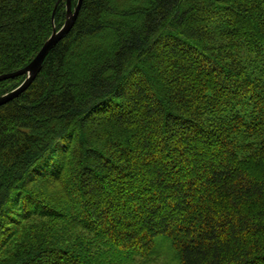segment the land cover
I'll use <instances>...</instances> for the list:
<instances>
[{
    "label": "trees",
    "instance_id": "trees-1",
    "mask_svg": "<svg viewBox=\"0 0 264 264\" xmlns=\"http://www.w3.org/2000/svg\"><path fill=\"white\" fill-rule=\"evenodd\" d=\"M66 14L0 0V75ZM159 236L180 264H264V0H83L0 106V264H131Z\"/></svg>",
    "mask_w": 264,
    "mask_h": 264
},
{
    "label": "water",
    "instance_id": "water-1",
    "mask_svg": "<svg viewBox=\"0 0 264 264\" xmlns=\"http://www.w3.org/2000/svg\"><path fill=\"white\" fill-rule=\"evenodd\" d=\"M82 3L83 0H78L76 6L73 7V0H66L67 14L65 23L59 29L57 27H54L51 36L47 39V41L45 42L39 53L36 55V57L24 68L15 72L0 75V82L9 78L26 75L25 80L18 87L0 96V106L17 98L35 80L37 75L40 73L43 67V63L50 51L61 39L68 35V33L74 27L79 16Z\"/></svg>",
    "mask_w": 264,
    "mask_h": 264
},
{
    "label": "rangeland",
    "instance_id": "rangeland-1",
    "mask_svg": "<svg viewBox=\"0 0 264 264\" xmlns=\"http://www.w3.org/2000/svg\"><path fill=\"white\" fill-rule=\"evenodd\" d=\"M156 250L159 254L155 257L151 259L137 258L131 264H180L176 251L166 236H159L156 239Z\"/></svg>",
    "mask_w": 264,
    "mask_h": 264
},
{
    "label": "snow or ice",
    "instance_id": "snow-or-ice-1",
    "mask_svg": "<svg viewBox=\"0 0 264 264\" xmlns=\"http://www.w3.org/2000/svg\"><path fill=\"white\" fill-rule=\"evenodd\" d=\"M54 151H55V149H54Z\"/></svg>",
    "mask_w": 264,
    "mask_h": 264
}]
</instances>
